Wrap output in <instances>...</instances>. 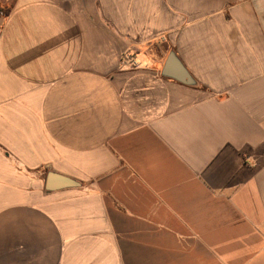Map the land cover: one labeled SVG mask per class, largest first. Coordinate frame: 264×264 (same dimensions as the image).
Listing matches in <instances>:
<instances>
[{"label": "crops", "instance_id": "0c3cea01", "mask_svg": "<svg viewBox=\"0 0 264 264\" xmlns=\"http://www.w3.org/2000/svg\"><path fill=\"white\" fill-rule=\"evenodd\" d=\"M0 264H264V0H0Z\"/></svg>", "mask_w": 264, "mask_h": 264}, {"label": "water", "instance_id": "95a60500", "mask_svg": "<svg viewBox=\"0 0 264 264\" xmlns=\"http://www.w3.org/2000/svg\"><path fill=\"white\" fill-rule=\"evenodd\" d=\"M161 74L163 76L177 80L183 84H191L192 80L186 70L181 66V64L176 59L173 53L168 54L162 67ZM53 175L48 174L45 180V188L47 190H55L57 188H62L63 186H76L77 183L73 180L63 178L61 183L53 184Z\"/></svg>", "mask_w": 264, "mask_h": 264}, {"label": "built area", "instance_id": "2783aa9c", "mask_svg": "<svg viewBox=\"0 0 264 264\" xmlns=\"http://www.w3.org/2000/svg\"><path fill=\"white\" fill-rule=\"evenodd\" d=\"M123 61L125 63H128L129 65H135V62L133 61V59L129 55H125L123 58Z\"/></svg>", "mask_w": 264, "mask_h": 264}, {"label": "rangeland", "instance_id": "374dc122", "mask_svg": "<svg viewBox=\"0 0 264 264\" xmlns=\"http://www.w3.org/2000/svg\"><path fill=\"white\" fill-rule=\"evenodd\" d=\"M1 11H2L3 14L6 15L8 13L9 9L8 8H4V10H1Z\"/></svg>", "mask_w": 264, "mask_h": 264}]
</instances>
